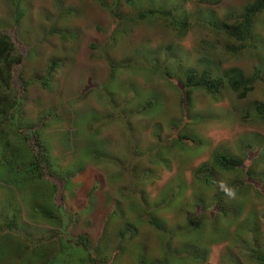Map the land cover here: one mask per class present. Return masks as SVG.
I'll return each instance as SVG.
<instances>
[{
	"label": "rangeland",
	"instance_id": "obj_1",
	"mask_svg": "<svg viewBox=\"0 0 264 264\" xmlns=\"http://www.w3.org/2000/svg\"><path fill=\"white\" fill-rule=\"evenodd\" d=\"M101 1L108 8L98 0H0V34H11L22 61L18 41L35 53L12 70L15 88L33 81L21 119L38 125L52 164L70 177L51 201L62 207L54 223L28 219L15 176L0 173V264H88L90 257L96 264H223L229 246L239 256L253 249L264 254V119L255 111L257 103L264 105V12L252 29L256 49L233 54L207 22H232L231 15L253 0L217 6L201 0ZM139 9H172L189 28L182 36L159 17L135 23L117 18ZM18 13L23 16L16 21ZM50 27L54 34L47 35ZM169 56L186 70L165 71ZM52 60L59 65L43 87L39 79ZM203 61L214 77L230 69L251 77L259 67V79L243 98L226 87L216 95L199 88L183 103L177 79L170 77L172 83L154 71L160 67L182 81ZM128 63L138 67L124 69ZM88 79L92 86L83 91ZM150 101L154 106L143 112ZM7 138L17 143L15 136ZM95 149L109 159L94 160ZM217 153L247 165L222 172L213 164ZM204 165L212 175L206 189L198 183L203 172L196 174ZM216 188L228 190L216 200L227 217L213 201ZM13 207L16 230L8 217ZM152 219L164 232L149 224ZM126 228L136 233L121 239ZM80 236L87 251L74 245ZM197 249L207 252L205 261H193Z\"/></svg>",
	"mask_w": 264,
	"mask_h": 264
},
{
	"label": "trees",
	"instance_id": "obj_2",
	"mask_svg": "<svg viewBox=\"0 0 264 264\" xmlns=\"http://www.w3.org/2000/svg\"><path fill=\"white\" fill-rule=\"evenodd\" d=\"M201 1L203 3L214 6H217L223 2V0ZM98 2L104 9L108 8L106 3H103L101 0H98ZM130 3H135V1L131 0ZM11 5L14 6V1L11 2ZM109 12L111 13V11ZM262 12H264V0H253L252 2L247 3L242 8L240 15H231L232 18H236L234 21H222L219 24H216L214 22H207V25L211 27L213 31L217 32V34L221 36L223 40H226L228 42L225 46V51L227 53L239 54L251 48L256 49L257 42L255 40L252 29L256 22L257 16H259V14H261ZM22 16L23 13H18L16 15V21H18ZM113 17L115 18V16ZM156 17L164 19L167 23L172 25L173 28L176 29L182 36L186 34L185 32L189 28L188 20H184L182 23H180L174 17L172 9L167 11L158 9L155 12H150L146 9H139L138 11L133 12L130 15L120 16L117 18L118 20L125 23H135L145 21L148 18L153 19ZM46 34H54L52 27H50L46 31ZM14 37L19 39L17 34H14ZM17 43V48L26 55L24 56L23 61L22 56L16 51L17 49L12 41L11 34H7L4 32L0 34V173L3 172L6 175L12 174L13 176H15V183L13 184L15 185L18 192L21 194V197L25 201V204L27 205L28 219H41L56 223L55 221L61 220L60 211L62 210V207L61 205H54L53 203L51 204V201L54 198V195L56 196V193L57 195L58 192L60 193L62 185L64 186L65 183H69L70 177L67 174H64L61 168H58L52 164V160L50 158L51 148L49 141L45 138L43 140V138L39 136L38 130H36L38 125L34 124L32 126H27L24 124L23 119H21L24 92L29 91V88L33 84V81H23L22 84L18 86V88H15L16 84L12 81V70L14 66H17L19 64L23 65L28 59H32L35 53H32L31 49L27 45H25L23 41L20 40ZM168 59L170 61V64L169 67L168 63L163 66L165 71H173V69L175 68L176 70H186V67L183 66L180 62L171 59L170 56L168 57ZM58 65L59 64L54 60L49 63L44 75V79H39L41 86H47V83H49V81L51 80ZM133 67H138V64L128 63L124 64L123 66L124 69H131ZM159 68L155 67L154 71H159V74H161L163 78L165 77L166 80L168 78L170 79V82L176 84V82L170 77H175L177 79L178 85L180 86L179 88H181L182 90L183 103H185L187 96L190 95L193 90L199 88L206 90L209 95H216L220 92V90L226 87L233 93L237 94L239 97L243 98L250 90H252V86L256 81H258L260 74V68L255 67L254 73L251 77H245V75L237 69L226 70L222 78L214 77L212 72L204 66L203 61L201 63L200 69L192 68L187 70V73L184 74V79L182 78L183 80L180 81L181 79L179 77L174 76L175 73H171L168 76H165V71L163 72ZM91 86V80L88 79L82 90L86 91ZM153 106L154 103L150 101L149 103H147L145 108L142 109V111L146 112L148 110H151ZM255 111L258 117L264 119L263 104L257 103L255 106ZM27 130L29 131L31 137H29L28 134H24ZM11 135L15 136V140L17 142L16 144H13L12 141L7 138ZM30 141L33 142L32 145H30ZM92 158H95L94 160H100L101 158L109 159L105 154L96 149ZM213 164L215 168L222 170V172H231L242 169L245 165H247V162L243 161V159L241 160L231 158L225 154L217 153L213 156ZM78 168L81 169L82 164H79ZM70 169L71 168H69V170ZM202 172L203 174L200 177L198 183L201 188L206 189L207 184L208 186H211L212 184V175L205 171V165L196 170L197 176ZM244 173L247 180H250L252 178V174L250 173L248 168ZM45 176L49 177V179L52 180L51 182L53 184L47 181L49 179ZM260 180L264 184V179ZM261 181L258 182L260 183ZM59 182L61 185L57 184ZM260 185L264 189L261 183ZM244 188L245 186L235 185V189ZM226 194H228V190L216 188L215 196L213 198V201H215L214 203L216 207H218L217 209H219L222 217H227L228 212H226L222 208V206L217 203L216 200L219 199L220 196ZM162 201L165 203L169 202L170 199L164 198ZM201 203L202 205H204V201H201ZM116 207L121 212L120 216L125 215V211L122 210V208L118 204L116 205ZM14 208L15 207H13V210L10 212L12 216L8 217L12 219L10 223L16 230L15 220L18 217L16 213L17 208ZM204 209L205 208L203 207V210ZM149 224L153 228L164 232V228L154 219L150 220ZM135 233L136 231L134 229L131 230L129 228H126L123 231H120V237L121 239H124L129 234V238H131ZM227 234L232 233L226 232L225 236ZM167 236L168 234L165 233V237ZM86 240L87 239L85 237L80 236L78 237L77 242L74 245L81 250L87 251L88 244ZM230 240L232 239L230 238ZM68 244L72 245L71 242H69ZM197 251L199 253L197 252L193 254V261L197 262L200 256L202 257V260L205 261V253L207 252L200 249H197ZM221 260L223 264H264V254H261L258 249H253L252 251L250 250V253H248V255L239 256L232 254L231 246H229L222 255ZM88 264H96V262L93 258L90 257Z\"/></svg>",
	"mask_w": 264,
	"mask_h": 264
}]
</instances>
